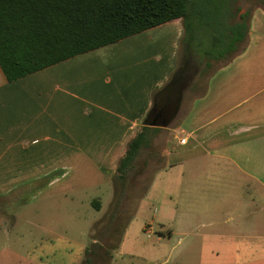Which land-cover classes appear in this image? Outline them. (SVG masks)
Masks as SVG:
<instances>
[{
    "label": "crops",
    "instance_id": "1",
    "mask_svg": "<svg viewBox=\"0 0 264 264\" xmlns=\"http://www.w3.org/2000/svg\"><path fill=\"white\" fill-rule=\"evenodd\" d=\"M248 26L231 61L181 87L172 82L180 19L12 82L0 67V192L112 182L145 130L149 144L167 136L160 205L180 221L179 235L205 248L264 239V8ZM155 197L153 184L141 210Z\"/></svg>",
    "mask_w": 264,
    "mask_h": 264
},
{
    "label": "rangeland",
    "instance_id": "2",
    "mask_svg": "<svg viewBox=\"0 0 264 264\" xmlns=\"http://www.w3.org/2000/svg\"><path fill=\"white\" fill-rule=\"evenodd\" d=\"M260 7L264 0H236L230 22H240L244 14L249 19ZM204 63L194 65L193 78L204 81L225 64L211 61L205 68ZM166 139V134L151 136L124 184L119 179L98 186L74 181L58 194V188L40 183L0 192V264H83L86 253L97 248L99 255L89 264H264V239L205 248L179 235L180 221L172 209L160 205L163 188L157 174L164 167ZM153 184L155 204L141 210ZM146 223L151 234L144 231Z\"/></svg>",
    "mask_w": 264,
    "mask_h": 264
},
{
    "label": "trees",
    "instance_id": "3",
    "mask_svg": "<svg viewBox=\"0 0 264 264\" xmlns=\"http://www.w3.org/2000/svg\"><path fill=\"white\" fill-rule=\"evenodd\" d=\"M235 1L0 0V67L12 82L180 19L183 37L172 82L181 87L192 77L196 63L205 62L209 68L211 61L227 63L238 53L249 31V14L231 23ZM147 145L143 130L119 161L115 181L125 183L132 164ZM97 249L86 253L83 264L97 258Z\"/></svg>",
    "mask_w": 264,
    "mask_h": 264
},
{
    "label": "built area",
    "instance_id": "4",
    "mask_svg": "<svg viewBox=\"0 0 264 264\" xmlns=\"http://www.w3.org/2000/svg\"><path fill=\"white\" fill-rule=\"evenodd\" d=\"M185 141H186V139L183 138L180 142H181V144H184ZM146 227H147V226H146ZM146 227L144 228V231H145L147 234H151V233H150V230H152L151 226H148V229H146Z\"/></svg>",
    "mask_w": 264,
    "mask_h": 264
}]
</instances>
